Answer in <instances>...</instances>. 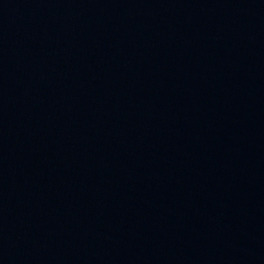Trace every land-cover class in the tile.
Masks as SVG:
<instances>
[{"label":"water","instance_id":"water-1","mask_svg":"<svg viewBox=\"0 0 264 264\" xmlns=\"http://www.w3.org/2000/svg\"><path fill=\"white\" fill-rule=\"evenodd\" d=\"M0 264H264V0H0Z\"/></svg>","mask_w":264,"mask_h":264}]
</instances>
